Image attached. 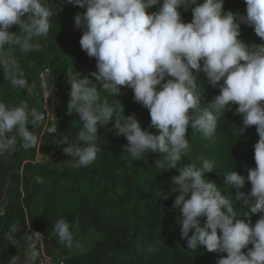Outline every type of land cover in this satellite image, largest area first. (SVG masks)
Returning a JSON list of instances; mask_svg holds the SVG:
<instances>
[{"label":"clouds","instance_id":"1","mask_svg":"<svg viewBox=\"0 0 264 264\" xmlns=\"http://www.w3.org/2000/svg\"><path fill=\"white\" fill-rule=\"evenodd\" d=\"M67 2L86 9L75 16L74 23L83 33L82 50L96 59L97 71L91 75L98 84L87 76L71 83L68 111L79 114L82 129L78 140L83 146L64 137L61 144L68 145L65 153L76 166H89L99 151L95 143L99 130L114 122V129L126 137L124 151L133 160L159 153L164 155L157 161L159 168L179 171L171 177L170 192L163 198L176 194L173 208L181 214V238L190 250L204 246L208 252L226 254L217 264H264V44L250 46L240 39L243 24L264 40V0H245L246 14L225 11L224 0ZM156 5L158 10L149 13ZM182 7L191 9V22H183ZM51 15L41 0H0V64L14 65L12 52L17 45L28 52L35 47L33 37L47 36ZM14 25L21 29L19 37L10 31ZM201 73L209 85L219 88L220 94L210 103H205L198 91ZM10 82L18 88H26L28 83L18 71L11 73ZM122 86L132 89L134 100L149 111V129L155 128L158 134L144 130L134 115L125 117L123 123L114 119L113 107L98 103L99 89L119 96ZM233 104L238 105L236 114L243 118L240 134L255 126L259 136L254 145L256 167L247 175L250 193L238 192L235 197L251 213L259 214L254 224L247 213L242 216L247 219L238 218L233 200L206 179V174L214 171L213 162L200 156L199 165L178 166L189 150V129L214 138L219 117ZM44 120L36 108L0 102V155L14 151L18 140L26 151L35 147L40 136L28 125L35 129ZM224 177L231 190L242 189L246 183L235 170ZM36 179L42 182V178ZM16 227L8 239L13 238ZM54 231L60 243L72 247L69 222L59 219ZM41 235L33 232L29 239L35 243ZM34 243L26 252V264L38 255ZM145 251L154 249L149 246ZM18 259L14 257L10 264H17Z\"/></svg>","mask_w":264,"mask_h":264},{"label":"trees","instance_id":"2","mask_svg":"<svg viewBox=\"0 0 264 264\" xmlns=\"http://www.w3.org/2000/svg\"><path fill=\"white\" fill-rule=\"evenodd\" d=\"M41 2L52 13L49 33L33 37L31 43L35 47L28 52L17 45L12 52L14 65L5 67L0 64V102L10 107L26 104L28 109L41 106L38 78L44 69L49 68L61 91V109L56 121L49 123V127L55 126V132L46 134L47 140L63 149L68 146L61 144L64 137L72 144L83 146L78 140L82 122L75 110L69 113L68 104L71 83L76 78L87 76L98 84L91 75L97 71L96 59L82 50L80 39L83 33L74 23L75 16L86 9L67 0ZM158 8L156 5L148 11L152 13ZM224 10L246 14L245 0H224ZM180 11L183 22H191V9L185 11L182 7ZM10 31L20 36L19 26L14 25ZM240 39L250 46L264 44L252 27L243 24ZM13 71L23 73L28 82L26 88L11 84L9 74ZM35 82L39 92L33 99L29 87ZM197 84L205 103L212 102L220 94L218 87L208 84L203 73L197 77ZM104 102L113 107L114 119L123 123L125 117L134 115L144 130L158 134L155 128L149 129V111L134 100L132 89L122 86L121 95L116 96L101 88L98 103ZM237 107L231 105V110L219 117L212 139L189 129V150L178 166L199 165L200 156L213 162L214 171L206 174V179L215 182L221 192L233 200L238 218L247 213L254 224L259 214L251 213L243 201H235V197L238 192L250 193L247 175L249 169L256 167L254 145L259 136L255 126L240 134L243 118L236 114ZM28 128L35 130L32 125ZM20 143L18 140L14 151L0 155V183H5L12 173L9 178L14 184L10 204L0 215V264H9L23 253L33 232L44 235L50 243L62 244L54 231L59 219L69 222L73 234L78 228L82 237H88L92 230L100 235L89 252L67 256L63 259L65 264H217L226 256L208 252L204 246L197 250L188 248L186 239L181 238V214L173 208L176 194L163 198L170 192L171 177L179 175V171L164 172L159 168L157 161L164 159V155L159 153H149L143 160H133L124 151L128 141L114 129V122L99 130L95 141L99 151L89 166H76L65 151L67 164L38 163V146L26 151ZM234 170L246 179L242 189L231 190L225 185L224 174ZM37 177L42 178V182H38ZM252 202H255L254 198ZM204 219H201L202 226ZM14 225L17 226L16 231L10 240L8 234ZM149 246L153 252L145 251ZM36 251L38 255L41 253L39 249Z\"/></svg>","mask_w":264,"mask_h":264},{"label":"rangeland","instance_id":"3","mask_svg":"<svg viewBox=\"0 0 264 264\" xmlns=\"http://www.w3.org/2000/svg\"><path fill=\"white\" fill-rule=\"evenodd\" d=\"M9 77H11V73L9 74ZM38 92H39V88L37 87V84L35 82L29 87L30 97L33 99L37 98ZM36 109L42 112L41 106L36 107ZM35 131L37 135L40 136V141L37 144L38 152H37L36 162L38 161V163L54 164V165L67 164V160L65 158L66 156L64 155L62 146H60L57 143L51 144L48 142L46 137V134H48V132L46 131L45 125L42 127L41 130L37 126ZM11 174L12 173H10L9 176H11ZM9 176L7 177L5 183H0V215H2L5 212L9 202L8 198H7L8 201L6 200V194L9 193L10 196L11 195L10 192L12 193L11 189H13L14 186ZM99 238L100 235H98V233L94 230L90 232L88 237H82L78 231V228H76L73 234V245L71 248H69L65 244L50 243L45 238L44 235H41V238L39 240H36L35 243L31 239L29 240L27 252H29L32 249L33 243L35 246V250L39 249L41 251V253L37 255V257L30 260L29 262H31V264H36L38 260V256L40 257V255L42 254H46L48 257H51L56 261H63V259L66 258L67 256L87 253L93 248L95 242ZM24 257L26 258V255Z\"/></svg>","mask_w":264,"mask_h":264},{"label":"built area","instance_id":"4","mask_svg":"<svg viewBox=\"0 0 264 264\" xmlns=\"http://www.w3.org/2000/svg\"><path fill=\"white\" fill-rule=\"evenodd\" d=\"M38 84L41 94V110L45 116L46 131L50 134L55 132V126L49 127V123H54L58 118V112L61 109L60 98L61 91L55 78L49 68L44 69L38 78ZM36 264H65L64 261H56L46 254L40 255Z\"/></svg>","mask_w":264,"mask_h":264},{"label":"flooded vegetation","instance_id":"5","mask_svg":"<svg viewBox=\"0 0 264 264\" xmlns=\"http://www.w3.org/2000/svg\"><path fill=\"white\" fill-rule=\"evenodd\" d=\"M12 190V193L10 192V196H9V193L8 194H6V200H7V198L9 199V202H8V204L10 203V201H11V198H12V196H13V191H14V186H13V189H11ZM10 190V191H11ZM8 201V200H7ZM7 207H8V205H7ZM20 261L22 262V263H24V264H26V258L25 257H20Z\"/></svg>","mask_w":264,"mask_h":264},{"label":"water","instance_id":"6","mask_svg":"<svg viewBox=\"0 0 264 264\" xmlns=\"http://www.w3.org/2000/svg\"><path fill=\"white\" fill-rule=\"evenodd\" d=\"M10 204V203H9ZM9 204H8V206H9ZM4 214V213H3ZM27 250H28V247L24 250V252L23 253H21L20 255H18L16 258H19L18 260H17V264H24V263H22L21 261H20V257H24L25 255H26V252H27ZM10 264V263H9ZM29 264H31V262H29Z\"/></svg>","mask_w":264,"mask_h":264},{"label":"crops","instance_id":"7","mask_svg":"<svg viewBox=\"0 0 264 264\" xmlns=\"http://www.w3.org/2000/svg\"><path fill=\"white\" fill-rule=\"evenodd\" d=\"M34 90H35V89H34ZM44 125H45V123H44V121H43L42 125H39L38 128H40V130H41L42 127H43ZM36 127H37V126H35V129H36ZM42 137H43V136H42ZM63 151H64V149H63ZM64 155H65V153H64ZM65 156H66V155H65ZM65 158H66V157H65ZM37 162H38V161H37Z\"/></svg>","mask_w":264,"mask_h":264}]
</instances>
